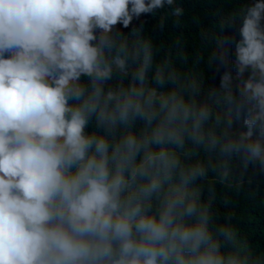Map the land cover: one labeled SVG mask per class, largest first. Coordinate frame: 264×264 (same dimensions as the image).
Here are the masks:
<instances>
[{
	"label": "clouds",
	"instance_id": "obj_1",
	"mask_svg": "<svg viewBox=\"0 0 264 264\" xmlns=\"http://www.w3.org/2000/svg\"><path fill=\"white\" fill-rule=\"evenodd\" d=\"M166 7L179 24L177 0H0V264H264L214 207L264 173V0L207 52L117 28Z\"/></svg>",
	"mask_w": 264,
	"mask_h": 264
},
{
	"label": "trees",
	"instance_id": "obj_2",
	"mask_svg": "<svg viewBox=\"0 0 264 264\" xmlns=\"http://www.w3.org/2000/svg\"><path fill=\"white\" fill-rule=\"evenodd\" d=\"M177 3L184 9L179 24L174 23L176 18L166 7L154 16L147 14L142 15L139 20L134 19L129 28H123L121 25H117V28L127 34L132 27L139 28L143 24L144 34L151 36L162 49L168 48L179 39L187 49L194 52L202 46V41H212L207 52L211 51L218 36L221 35L218 29L219 21L226 20L241 7L254 3V0H177ZM162 19L163 28H160ZM239 27L240 23L236 22L225 29L224 36L227 39L221 47L227 53V62L219 72L215 70V66L212 69H206V86L218 88L220 77L225 70H230L235 75L234 43L239 39ZM242 123V119L236 121L237 126H241ZM244 179L245 182L239 192L217 185V200L214 207L220 213L232 212L242 234L247 236L254 246L264 249V173L250 165ZM207 195L205 191L204 198ZM225 197L230 201L227 205H225Z\"/></svg>",
	"mask_w": 264,
	"mask_h": 264
}]
</instances>
